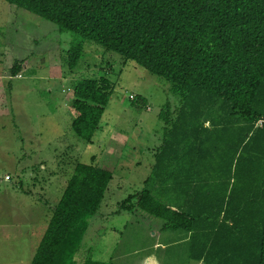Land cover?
I'll return each instance as SVG.
<instances>
[{
    "label": "trees",
    "instance_id": "trees-1",
    "mask_svg": "<svg viewBox=\"0 0 264 264\" xmlns=\"http://www.w3.org/2000/svg\"><path fill=\"white\" fill-rule=\"evenodd\" d=\"M4 1L163 77L178 96L158 114L161 142L143 186L115 212L161 219V230L187 238L193 261L264 264V0ZM66 54L73 70L81 45ZM114 87L106 75L73 81L70 128L85 143H93ZM131 101L146 109L145 96ZM96 158L76 163L30 264H78L113 178Z\"/></svg>",
    "mask_w": 264,
    "mask_h": 264
},
{
    "label": "rangeland",
    "instance_id": "rangeland-1",
    "mask_svg": "<svg viewBox=\"0 0 264 264\" xmlns=\"http://www.w3.org/2000/svg\"><path fill=\"white\" fill-rule=\"evenodd\" d=\"M80 45L83 55L70 70L66 51ZM20 61L22 71L10 75ZM102 75L115 87L93 143H85L70 128L72 84ZM170 85L133 61L122 64L117 53L0 0V264H30L76 163L90 164L93 155L113 178L74 260L196 264L179 241L180 232L159 233L161 219L141 210L115 212L143 186L151 168L163 127L158 114L179 103ZM135 95L145 96L146 109L132 104Z\"/></svg>",
    "mask_w": 264,
    "mask_h": 264
},
{
    "label": "crops",
    "instance_id": "crops-1",
    "mask_svg": "<svg viewBox=\"0 0 264 264\" xmlns=\"http://www.w3.org/2000/svg\"><path fill=\"white\" fill-rule=\"evenodd\" d=\"M142 158H143V157H142ZM134 164H135V166H139L141 163H137V162H136V163H134ZM145 178H146V177H145ZM145 178H144V179H145ZM104 232H106V230L103 231L102 234H103ZM163 232H165V231L161 230L159 233L162 234ZM152 234H155V235H156V234H157V231H153ZM178 239H179V241H181V242L184 243V240L187 239V238H186V237H179ZM195 262H196V264H203L202 261H195ZM106 263H110V262H106Z\"/></svg>",
    "mask_w": 264,
    "mask_h": 264
},
{
    "label": "built area",
    "instance_id": "built-area-1",
    "mask_svg": "<svg viewBox=\"0 0 264 264\" xmlns=\"http://www.w3.org/2000/svg\"><path fill=\"white\" fill-rule=\"evenodd\" d=\"M262 124V121L260 120L259 122H258V125H261ZM8 177H4V179L6 180Z\"/></svg>",
    "mask_w": 264,
    "mask_h": 264
}]
</instances>
